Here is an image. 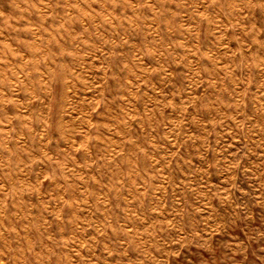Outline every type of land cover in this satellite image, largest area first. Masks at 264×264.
Instances as JSON below:
<instances>
[{"label": "rangeland", "instance_id": "obj_1", "mask_svg": "<svg viewBox=\"0 0 264 264\" xmlns=\"http://www.w3.org/2000/svg\"><path fill=\"white\" fill-rule=\"evenodd\" d=\"M0 264H264V0H0Z\"/></svg>", "mask_w": 264, "mask_h": 264}]
</instances>
